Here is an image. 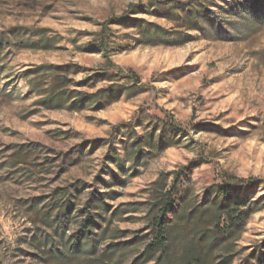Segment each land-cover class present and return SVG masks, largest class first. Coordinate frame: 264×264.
Instances as JSON below:
<instances>
[{
	"label": "rangeland",
	"instance_id": "374dc122",
	"mask_svg": "<svg viewBox=\"0 0 264 264\" xmlns=\"http://www.w3.org/2000/svg\"><path fill=\"white\" fill-rule=\"evenodd\" d=\"M157 2L169 4L159 9ZM198 2L203 3V20L188 27L186 10ZM262 2L0 0V264H83L76 257L52 256L47 245L37 247L53 231L39 210L51 206L56 190L79 180L86 183L83 198L97 190L108 192L101 213L113 219L112 229L127 232L125 238L109 233L101 245L114 250L130 241L125 260H119V249L111 256L115 264H133L144 249V202L161 172H170L172 182L182 167L200 162L179 183L180 203L171 214L170 239L177 256L199 237L200 210L190 223L179 212L205 208L214 199L211 188L227 175L264 180ZM170 4L177 5L176 13ZM130 10L123 23L110 24L108 52L125 72L137 74L139 84L123 76L97 77L93 83V73L109 70L106 54L90 33ZM138 19L165 31L150 38ZM71 62L79 65L72 73L73 88L124 87H114L112 100L98 109L43 107L28 84V70ZM170 116L181 123L182 133L170 129ZM136 140L144 146L140 157L132 151ZM160 143L171 146L164 149ZM115 151L117 160L111 158ZM248 192L254 199L264 197L260 185ZM239 193L234 200L243 199L246 191ZM128 202L137 209L113 217ZM101 222L104 227L106 221ZM221 226L226 235L213 245L211 264H249L247 258L260 253L264 259V209L236 227L228 219ZM69 228L68 234L73 233ZM202 244L207 251V241Z\"/></svg>",
	"mask_w": 264,
	"mask_h": 264
},
{
	"label": "trees",
	"instance_id": "16d2710c",
	"mask_svg": "<svg viewBox=\"0 0 264 264\" xmlns=\"http://www.w3.org/2000/svg\"><path fill=\"white\" fill-rule=\"evenodd\" d=\"M253 3L259 5L263 2L262 0H253ZM166 4L169 3L157 2L154 7L164 9ZM201 5L203 3L198 2L195 5L188 6L184 17L188 27H197L203 20L204 13L199 8ZM169 7L172 12L176 13V4H170ZM129 13H131V10L123 16L113 17L103 25L101 30L90 33L106 54V65L109 70L93 73L90 76L94 81L93 83L96 82L97 77H107L111 80L115 76H123L131 79L136 85L139 84L140 80L137 74L131 71L125 72L115 64L108 52L112 39L110 24L123 23L129 17ZM138 21L142 22L141 29L143 33L150 36V38L165 31L158 23L143 19H138ZM112 68H116V70L111 72ZM78 69L79 65L72 62L64 65L40 64L32 70H28L26 76L31 91L37 93L40 97L38 102L47 109L82 110L89 107L98 109L112 100L114 92H116L114 87H119L121 90L124 87L111 84V86H104L94 92L73 88L72 84L75 81L73 74L78 72ZM94 86L95 84H92V87ZM170 118V129H173L176 133H182L184 128L181 123L172 116ZM213 127L218 129L221 126L218 124ZM150 138L153 140V133L150 134ZM133 146L132 151L137 157H140L142 149H144L142 140H136ZM170 146L171 144L160 143V147L164 149ZM82 150L80 149V152ZM68 157L69 155H66L65 158ZM111 158L117 160L116 151ZM199 164L200 162L192 161L182 167L176 172V177L172 182L169 181L170 172L163 171L148 188V199L144 202L145 219L147 220L145 238H148V240L145 242L142 252L133 259V264H211L209 253L212 252L213 245L226 235V231L221 226L222 221L228 219L231 227H236L251 215L264 209V197L254 199L248 192L257 185L264 187V180L252 177L240 178L234 175L225 176L221 184L214 185L211 188L214 199L205 208L200 209L201 207L196 206L189 211L184 209L179 212L182 217H186V222L190 223L194 221L195 213L200 210L195 226V231L199 234V237L185 244L182 253L177 256L172 249L170 239V232L175 225L171 214L180 203L179 183L184 177H187L188 172ZM113 175H115L114 171ZM85 189L86 183L81 180L58 189L53 194L51 206L45 211L39 210L44 225L51 227L53 231L44 240L42 238L38 240V249H41L43 245H47L52 256L76 257L79 263L83 264H115L110 262L112 261L111 256L119 249L122 251L119 260H125L127 258L126 254L130 251V241L128 240L122 242L114 250L101 249V245L107 240L109 233H113L115 238L127 237L126 231L112 229L113 219H107L101 213V210L108 206L106 199L108 192L97 190L90 192L87 198H83L82 195ZM238 191H240L238 195H241L243 191H246V194L243 199L234 200L233 195ZM84 199L85 202L83 203ZM260 202L262 204L258 206ZM132 206L134 205L130 202L121 204L120 208L113 213V217L119 213L129 212L130 209H137L132 208ZM102 220L106 221L104 227H102ZM201 222H212L213 225L202 229ZM69 227L74 229L73 233L68 234ZM98 229L100 230L98 231ZM231 230L232 228L229 231ZM205 240L207 241V251L206 246L202 244ZM261 255L262 253L259 256H249L251 258H247L248 263L264 264Z\"/></svg>",
	"mask_w": 264,
	"mask_h": 264
}]
</instances>
